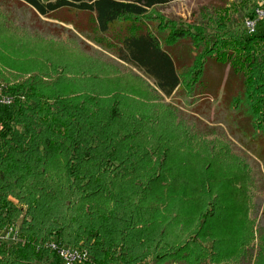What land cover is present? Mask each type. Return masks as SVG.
Instances as JSON below:
<instances>
[{
  "label": "trees",
  "instance_id": "1",
  "mask_svg": "<svg viewBox=\"0 0 264 264\" xmlns=\"http://www.w3.org/2000/svg\"><path fill=\"white\" fill-rule=\"evenodd\" d=\"M15 1L37 18L73 24L79 34L104 48L100 37L115 39L113 49L108 50L120 63L141 71L164 98L184 99L194 107L207 97L217 101L222 91L215 116L227 112L222 125L230 136L264 161V24L252 35L242 28L244 19L252 16L254 0H235L213 12L203 9L166 36L159 27L151 30L142 23L133 24L138 30L130 32L127 21L142 20L152 10L180 0ZM66 13L88 15L91 34L62 18ZM210 63L230 69L224 83L221 79L218 85L209 78ZM41 83L32 79L9 89L16 97L14 104L0 107V230L15 225L22 211L7 201L9 196L28 206L26 216L31 217L20 226L26 244L15 243L9 250L1 246L0 264H62L46 248L52 241L70 248L85 243L90 252L86 251L87 264L254 262L257 252L248 246L249 240L243 248L235 241L226 243L221 239L224 231L207 225L205 208L212 202L207 197L211 194L208 187L194 190L205 199L202 208L180 214L175 211V222V216L164 213L167 203L187 198L189 191L185 188L180 195L173 178L163 180L158 162L166 160L167 153L157 161L145 149L139 157H125L114 145L124 142L120 132L105 136L106 125H100L95 134L80 130L76 119L70 123L64 110L59 112L64 97ZM173 109L171 106L169 111ZM111 114L110 122L119 116L114 110ZM215 131L207 126L202 137L216 135ZM100 138L112 139L113 149L101 147L97 143ZM155 144L157 151L159 145ZM70 153L75 157L69 169ZM126 161L136 167L139 177L143 174L149 186L126 183L127 189H116L119 173L110 171L108 164ZM51 198L60 199L64 210L49 211ZM150 226L155 228L153 232H145ZM259 232L263 238L264 232ZM6 253L9 256L3 259Z\"/></svg>",
  "mask_w": 264,
  "mask_h": 264
},
{
  "label": "rangeland",
  "instance_id": "2",
  "mask_svg": "<svg viewBox=\"0 0 264 264\" xmlns=\"http://www.w3.org/2000/svg\"><path fill=\"white\" fill-rule=\"evenodd\" d=\"M233 3L235 0L170 2L152 10L142 20H126L131 24L127 29L134 32L138 28L132 27L133 24L142 23V27L151 30L159 27L161 34L166 36L168 31L199 16L203 9L213 12ZM63 16L91 34L88 15L66 13ZM99 40L105 48L79 34L73 24L37 18L28 7L15 0H0V83L13 90L32 79L48 85L49 91L64 97L59 112L64 110L70 123L76 119L81 125L80 130L95 134L100 125H106L105 136L120 132V140L124 142L114 144L112 139L100 138L97 143L103 148L113 149V144L117 145L125 157H139L145 149L154 161L161 159L162 153H167L168 158L158 162L163 170L160 172L162 179L173 178L175 190L181 195L187 188L189 194L185 199L168 201L164 213L173 217L176 212L199 210L205 199L201 192L195 194L194 190L208 187L211 194L207 197L212 202L205 208L207 225L217 226L220 233L224 231L221 239L226 243L235 241L243 248L249 240L248 246L257 252L252 264H264V237L259 236V231L264 232V161L230 136L229 130L222 125L227 112L215 116L214 110L221 103L222 91L217 101L212 96L207 97L194 107L184 99L164 98L141 71L120 63L108 50L113 49L115 39L102 36ZM229 71L210 63L209 78L219 85L221 79L222 83L225 82ZM171 106L179 111H169ZM113 110L119 116L110 122L108 118ZM207 126L216 128L217 134L205 139L202 136ZM155 142L159 145L157 151ZM73 157L70 153L69 169ZM108 169L119 173V187L116 189L126 183L141 187L148 185L143 174L139 177L130 161L117 166L108 164ZM7 201L22 209L16 222L19 228L25 219L31 220L26 216L28 206L12 196L7 197ZM48 205L51 206L49 211L64 210L60 199L51 198ZM156 214L153 212L152 215L156 217ZM174 219L176 222V216ZM149 228L145 232L155 229ZM20 244L25 245L26 240L22 238ZM79 244L77 248L89 252L85 243ZM11 247L1 248L9 250ZM8 256L6 253L2 258Z\"/></svg>",
  "mask_w": 264,
  "mask_h": 264
},
{
  "label": "built area",
  "instance_id": "3",
  "mask_svg": "<svg viewBox=\"0 0 264 264\" xmlns=\"http://www.w3.org/2000/svg\"><path fill=\"white\" fill-rule=\"evenodd\" d=\"M252 16L243 21V29L249 35L256 34L261 24H264V0H254ZM15 96L9 93V89L0 83V107H12ZM17 98H20L17 96ZM22 240L21 231L17 224L1 228L0 230V247L11 246L20 243ZM46 248L60 258L62 264H87L90 261L88 253L77 247H67L59 244L57 241L46 243Z\"/></svg>",
  "mask_w": 264,
  "mask_h": 264
}]
</instances>
